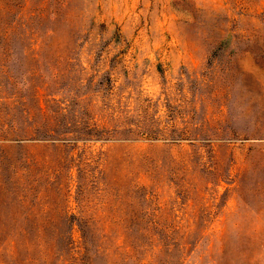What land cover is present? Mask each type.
I'll return each instance as SVG.
<instances>
[{"label": "rangeland", "instance_id": "obj_1", "mask_svg": "<svg viewBox=\"0 0 264 264\" xmlns=\"http://www.w3.org/2000/svg\"><path fill=\"white\" fill-rule=\"evenodd\" d=\"M2 27L0 100L70 129L0 147V264H78L27 234L82 211L99 264H264V0H0Z\"/></svg>", "mask_w": 264, "mask_h": 264}, {"label": "trees", "instance_id": "obj_2", "mask_svg": "<svg viewBox=\"0 0 264 264\" xmlns=\"http://www.w3.org/2000/svg\"><path fill=\"white\" fill-rule=\"evenodd\" d=\"M9 35H13V29L9 28L8 30L6 27H2L0 31V45L3 46V42H5L7 44L6 47L8 48ZM5 100L6 99L0 100V147L7 148L19 146L22 142L28 140H44L51 143L69 140V138H66L65 136H60L68 133L67 130L70 129L69 125H63V130L58 128L55 133H50L46 130L43 123H39L36 120L26 119L24 117L25 110L20 103L17 102L16 105ZM87 138L93 137L87 136ZM73 140L76 141L80 139L77 136L76 138H73ZM63 167L64 166L62 165L61 168ZM65 171H67V169ZM84 171L85 169L79 171L81 172V179L85 178L86 173ZM79 200L81 199L79 198ZM59 218L62 219V216ZM64 219L68 220V225L70 224L66 231H39L35 233L31 231L27 234V236L31 238L34 236L36 241L38 240L39 242H42L43 245L47 246L45 248V252H47V248L54 247L58 251L57 256L62 253L59 256L61 258L63 257L66 262L70 261L78 264H99V258L104 257L106 259L108 257V255L100 249L101 245H98L103 235L99 232V230L93 229V225H96V223L94 222L92 215H86V213H83L82 211L79 214L68 215L67 217H64ZM74 226L77 228L80 235V242L78 246H75L73 239L75 231ZM123 236L125 240L130 242L129 245H127L130 249L129 251H126L127 255L133 251V257H139L145 253L151 254L154 251L153 249L145 248V246L139 241V239L142 240V238H154L156 235L153 233L146 234L139 231H136L135 233L125 232ZM157 236L161 238V235ZM180 251L181 249L179 248H169L167 246H165L164 249L158 250L160 254L164 253L166 255L167 260H165L163 264H165V262L166 264H183L186 258L185 256L183 257ZM126 261H128V259L125 258V260L120 264H128Z\"/></svg>", "mask_w": 264, "mask_h": 264}]
</instances>
